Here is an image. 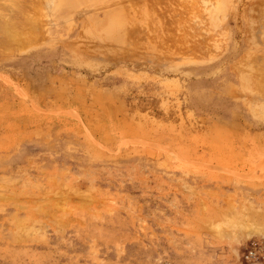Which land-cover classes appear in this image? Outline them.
Masks as SVG:
<instances>
[{
    "label": "rangeland",
    "instance_id": "obj_1",
    "mask_svg": "<svg viewBox=\"0 0 264 264\" xmlns=\"http://www.w3.org/2000/svg\"><path fill=\"white\" fill-rule=\"evenodd\" d=\"M0 264H264V0H0Z\"/></svg>",
    "mask_w": 264,
    "mask_h": 264
},
{
    "label": "bare ground",
    "instance_id": "obj_2",
    "mask_svg": "<svg viewBox=\"0 0 264 264\" xmlns=\"http://www.w3.org/2000/svg\"><path fill=\"white\" fill-rule=\"evenodd\" d=\"M8 22V21H7ZM10 22V21H9ZM23 25V24H22ZM16 26V25H15ZM20 27V26H19ZM3 28V27H2ZM8 28V27H7ZM24 29V28H23ZM8 30V29H7ZM7 30L5 31V32H7ZM23 31V30H22ZM27 31V30H26ZM15 32V31H14ZM18 32V31H17ZM9 32H7L6 34H8ZM28 33V32H27ZM22 35L23 34H14V33H9L7 36L10 38V39H13V43L15 42L16 43V45H15V43H14V45H15V47H21V48H19V49H23L24 47L26 48V47H30V46H32V45H34L35 43H36V41L34 40L35 38L34 37H30V38H25L24 36V38L22 37ZM29 36V35H28ZM3 37V36H2ZM18 39V40H17ZM36 39H37V37H36ZM15 40V41H14ZM37 40H39V39H37ZM6 41V40H5ZM6 45V44H5ZM8 48H10V47H8ZM27 49V48H26ZM9 49H7V51H8ZM13 50V49H12ZM18 50V49H17ZM20 51V50H19ZM10 52V50L8 51V53ZM22 52V51H21ZM7 53V54H8ZM5 59V58H4ZM260 91H261V89H260Z\"/></svg>",
    "mask_w": 264,
    "mask_h": 264
}]
</instances>
